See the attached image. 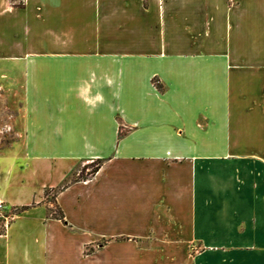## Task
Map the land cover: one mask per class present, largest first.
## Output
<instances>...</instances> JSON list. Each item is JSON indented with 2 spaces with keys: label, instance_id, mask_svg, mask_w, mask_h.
<instances>
[{
  "label": "crops",
  "instance_id": "1",
  "mask_svg": "<svg viewBox=\"0 0 264 264\" xmlns=\"http://www.w3.org/2000/svg\"><path fill=\"white\" fill-rule=\"evenodd\" d=\"M19 1L0 264H264V0Z\"/></svg>",
  "mask_w": 264,
  "mask_h": 264
},
{
  "label": "rangeland",
  "instance_id": "2",
  "mask_svg": "<svg viewBox=\"0 0 264 264\" xmlns=\"http://www.w3.org/2000/svg\"><path fill=\"white\" fill-rule=\"evenodd\" d=\"M94 167V165H89V171L88 173L91 171V169ZM79 171L78 174L74 175L73 177H68V180H72L74 178H83L84 177V168L83 166H80L79 167ZM46 201L47 203L49 204L48 207H49V214H52V215H57L58 214V210H57V207L55 206L54 204V193L52 192H49L46 196ZM3 219L0 218V231L3 230Z\"/></svg>",
  "mask_w": 264,
  "mask_h": 264
},
{
  "label": "built area",
  "instance_id": "3",
  "mask_svg": "<svg viewBox=\"0 0 264 264\" xmlns=\"http://www.w3.org/2000/svg\"><path fill=\"white\" fill-rule=\"evenodd\" d=\"M19 3H22V0L19 1ZM18 212V209L15 208H9L3 203L0 202V218L3 219V230H5L10 223L13 216Z\"/></svg>",
  "mask_w": 264,
  "mask_h": 264
},
{
  "label": "trees",
  "instance_id": "4",
  "mask_svg": "<svg viewBox=\"0 0 264 264\" xmlns=\"http://www.w3.org/2000/svg\"><path fill=\"white\" fill-rule=\"evenodd\" d=\"M12 1V0H11ZM22 4L21 3H19L17 6H21ZM158 88H159V86H158ZM99 165H100V163H96L95 165H94V167L91 169V171L88 173V175L90 174H94L97 170H98V167H99ZM65 185H63V186H61V187H58L57 189H55V190H53L54 192H56V191H59V190H61L63 187H64ZM50 192V190H46L45 192H44V196L46 197L47 196V194ZM57 210H58V214L57 215H53V216H56V217H58L59 219H62V213H61V211L57 208Z\"/></svg>",
  "mask_w": 264,
  "mask_h": 264
},
{
  "label": "clouds",
  "instance_id": "5",
  "mask_svg": "<svg viewBox=\"0 0 264 264\" xmlns=\"http://www.w3.org/2000/svg\"><path fill=\"white\" fill-rule=\"evenodd\" d=\"M10 10H11V9H9V11H10ZM101 98H102V97H100V96L97 97V99H101Z\"/></svg>",
  "mask_w": 264,
  "mask_h": 264
}]
</instances>
